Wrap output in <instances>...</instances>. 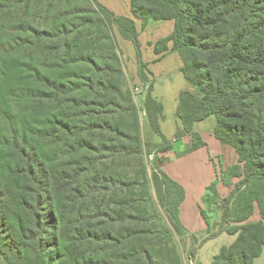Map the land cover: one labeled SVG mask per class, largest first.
Instances as JSON below:
<instances>
[{"label": "trees", "instance_id": "16d2710c", "mask_svg": "<svg viewBox=\"0 0 264 264\" xmlns=\"http://www.w3.org/2000/svg\"><path fill=\"white\" fill-rule=\"evenodd\" d=\"M131 16L99 0H0V255L7 264H185L222 233L236 235L212 264H255L264 251V0H131ZM173 20L154 43L157 60L180 54L192 89L180 92L176 140L163 103L143 101L160 142L144 139L114 26L140 47L137 21ZM238 161L221 166L204 196L223 208L212 231L180 218L184 187L163 169L197 122ZM154 155L151 171L147 157ZM230 187L222 196L218 184ZM259 213V219L252 217Z\"/></svg>", "mask_w": 264, "mask_h": 264}, {"label": "rangeland", "instance_id": "374dc122", "mask_svg": "<svg viewBox=\"0 0 264 264\" xmlns=\"http://www.w3.org/2000/svg\"><path fill=\"white\" fill-rule=\"evenodd\" d=\"M99 2L118 14L119 12H117L116 10H118L119 8V10L124 11L125 8L127 7L128 0H120V2L119 0H99ZM119 15L127 16L124 13L122 14L119 13ZM167 22L173 23L172 20H167ZM113 29L115 33V38L117 40L118 46L121 51L124 70L130 76V79H131L130 80L128 78L127 87L132 89V91H133V88L139 87V90H134L135 92L133 91V95L137 96L135 97V100L136 101L138 100V102L136 103L138 105L139 118H140V122L142 125V135L144 139L148 140L150 139V135H156V133L153 131L151 127L146 126L147 125L146 124L147 115H146V112L144 111L143 103L140 102V95L148 91L149 83L140 82L142 81L141 78L139 82H137L138 80L134 82L135 81L134 78L136 74L133 75L134 73H132V69L137 70L140 68L139 66L138 67L136 66V63L140 61V59H143V54L145 56L148 55L149 50H148V47L144 43V38L143 37L141 38V35H142L141 30L139 34L140 47L137 48L134 41L124 38L116 26H114ZM163 30L165 32L164 28L162 29V31ZM178 55L180 56L179 53ZM178 55H176L175 57L178 58L180 61V58ZM175 57H171L165 62L159 64L160 65L158 66L159 72H157L158 74L157 76H161L158 79V85H159V90L163 93L161 94L162 96L161 98H163V102L166 106V122H165V133H164L166 137L167 135L172 137V134H174L177 131V123L179 126H181V122L176 116V93L174 94V92H176L177 87H179L183 82H186L184 75L182 74V72H180V70H178V66H177L178 63ZM174 71L178 72V74L175 73ZM213 126H214V123H213L212 118L205 119L197 123V128L203 132L205 137L209 136V133L211 132V128L213 129ZM184 137H190V136L186 135ZM184 137H182L180 140H178L175 143L174 152L181 151L186 148L188 139L185 140L183 139ZM224 148L228 149V151H232L233 153L231 156L232 159L230 162L227 161V152H224L223 154L213 153L215 152V147L213 149V147L210 145L209 148L202 149L196 152L195 154L186 155L181 158L180 157L176 158L172 154L173 158L168 160L166 167L164 169L166 172L176 171L178 172L177 175L182 178L185 177L183 176V173L185 174L186 172H189L194 179H196L198 176L201 181L202 180L204 181L207 178H210V175H208L209 172L211 174V172L215 170L218 173L220 171L221 166L227 167L228 164L232 165L237 162L238 153L236 152V150L232 146H229V145L228 146L225 145ZM207 154L210 158H208ZM200 156H202V162L200 160ZM196 157L198 158L199 162L195 160ZM203 158H205L204 162H203ZM147 163H148V169L151 171V169L153 168V164H154L153 154L147 157ZM213 177L214 175H212V178ZM216 178L217 176L215 173V179ZM218 190L222 196L229 195L231 191L230 187L222 183H220ZM207 191L208 190L206 189L205 192L207 193ZM201 206L205 208V211L207 212L210 218L211 226H212L211 230L215 231L219 227L218 224L221 222L223 208L218 207L216 205H209V203L205 202L204 198H202ZM191 211L193 212V210ZM190 219L191 220H188L186 218L187 221L194 222L195 216L194 215L191 216ZM252 219L253 220L259 219V213L257 212L256 215L252 217ZM189 232L191 231L189 230ZM200 237H203V235H200ZM235 239H236V235L229 234V233H222L218 237L210 239L207 242H205L199 248L196 258L191 260L188 257V254L186 251L188 248L191 247L190 246L191 239L188 236L185 242L181 244L180 238L176 237L181 253H183V260L185 264H212L213 257L220 252L221 247L223 245L231 244ZM0 264H7L5 259L1 255H0ZM255 264H264V251L262 255L255 260Z\"/></svg>", "mask_w": 264, "mask_h": 264}, {"label": "crops", "instance_id": "0c3cea01", "mask_svg": "<svg viewBox=\"0 0 264 264\" xmlns=\"http://www.w3.org/2000/svg\"><path fill=\"white\" fill-rule=\"evenodd\" d=\"M119 2H120V0H119ZM130 3H131V0H128L127 7L125 8L124 11L119 10V8L116 11L119 12L120 14L124 13L127 16H131ZM115 9H117V8H115ZM137 25H138L139 30L142 31L141 38L142 37L144 38V43L148 47L149 54L146 55V56L143 54V59H140V61H138L136 63V66L137 67L138 66L141 67V64H145L146 65L145 66V71L149 74L150 78L154 81L153 95L158 100H160L163 103V105H164L165 118L162 121V130H163V134H164L165 133V122H166V106H165V104L163 102V98H161L162 97L161 94H163V93L159 90L158 79L161 76H157L158 75L157 72H159V67L158 66H160L159 64L165 62L169 58L175 57L176 55H178V53L176 51L169 50V52H167V54L163 58H161L160 60H157L158 55L155 53L154 43L157 40H159L160 38L166 37V36L170 35L173 32V30H174V21H173V23H171V22H167V20H151L145 27H142L141 26V22L137 21ZM163 28L165 29V32H164V30L162 31ZM160 31H162V32H160ZM179 58H180V61H179L178 58H176L177 63H178L177 66H178V70H180V72H182L181 67L183 65V61H182L180 56H179ZM139 70H140V68L137 69V70L132 69V73H134L133 75L136 74V76L134 78L135 79L134 82H136L137 80H138L137 82L140 81L141 77H140V74H139ZM175 73L178 74V72H175ZM182 74H183V72H182ZM184 77H185V75H184ZM128 78L130 79L129 75H128ZM180 78H182V77H180ZM185 80H186V82H183L179 87L176 88V92H174V94L176 93V111H177L178 98H179L180 92L185 90V89H192L191 85L189 84V82L187 81L186 78H185ZM132 82H133V80H132ZM140 82H143V81H140ZM146 93H147V91L144 92L142 95H140V102L141 103H143L144 98L146 96ZM136 102H138V100ZM176 116H177V114H176ZM211 118L213 119L214 126H213V129L211 128V132L209 133L208 137H205L203 132L200 131L197 128V123L198 122L195 124V129L201 134L202 138L206 142V145L201 147V148H198V149H196V150H194L192 152H189L187 154H182L183 150L174 152V148H175L174 147L172 150L168 151L165 154L166 155L165 156V161L162 164V169L164 171H165L164 168L166 167V164H167L168 160L173 158V156H175L176 158H179V157L181 158V157L186 156V155H192V154H195L196 152H198V151H200L202 149L209 148L210 145L213 147V149L215 147V152H213V150H212L213 153H216V154L222 153L223 154L224 152H227V161H229V162L231 161V159H232L231 156H232L233 153H232V151H228V149H225L224 148L225 145L222 144L221 141L214 135L213 131H214V127H215V124H216V119H215V117H211ZM146 124H147L146 126L150 127V124H149L148 120L146 121ZM181 126H182V123H181ZM181 126H179L178 123H177V131L174 134H172V137L167 135V137H168L167 138L165 136V134H164V136L167 139H169V140L175 141L177 133L182 129ZM183 139H185V140L188 139L187 140V146H186V148H187L189 146V144L191 143V139H190V137H184ZM150 140H152L154 142H160L161 141V137L158 136L157 134L156 135H150ZM226 146H228V145H226ZM172 154H173V156H172ZM207 156H208V154H207ZM208 158H210V157L208 156ZM204 159L205 158H203V162H204ZM195 160L198 161V158L196 157ZM200 160L202 162V156H200ZM225 165H227V164H225ZM229 165L230 164H228V166ZM166 173L169 176H171L173 179H175L177 182H179L185 189V199L182 202L181 207H180V218H181V221L186 226V228L189 229L191 232L199 233L201 235L204 233L203 235H205L206 234L205 232L207 230V226L208 225H207V223H205L206 222V221H204L205 218L203 217V215L201 213L202 209L205 210V208L203 206H201L202 198H204L203 196L205 195V193H206L205 191L208 188V186L215 180V173H216V176L218 174L217 171L213 170V172H211V174L209 172L208 175H210V178H207L204 181L203 180L201 181L198 176H197L196 179H194L189 172H186L185 174L183 173V176H185L183 178L178 176L177 175L178 172H176V171H174V172H169L168 171ZM212 175H214L213 178H212ZM219 185H220V183L218 184V187H219ZM191 210H193V212ZM193 215L195 216L194 222L193 221L189 222V221L186 220V218L188 220H191L190 218Z\"/></svg>", "mask_w": 264, "mask_h": 264}, {"label": "built area", "instance_id": "2783aa9c", "mask_svg": "<svg viewBox=\"0 0 264 264\" xmlns=\"http://www.w3.org/2000/svg\"><path fill=\"white\" fill-rule=\"evenodd\" d=\"M134 90H139V87L133 88V91H134ZM134 92H135V91H134Z\"/></svg>", "mask_w": 264, "mask_h": 264}]
</instances>
